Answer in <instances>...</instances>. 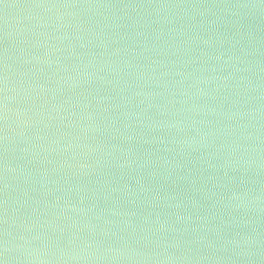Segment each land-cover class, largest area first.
Returning <instances> with one entry per match:
<instances>
[{
    "label": "water",
    "instance_id": "95a60500",
    "mask_svg": "<svg viewBox=\"0 0 264 264\" xmlns=\"http://www.w3.org/2000/svg\"><path fill=\"white\" fill-rule=\"evenodd\" d=\"M0 264H264V0H0Z\"/></svg>",
    "mask_w": 264,
    "mask_h": 264
}]
</instances>
